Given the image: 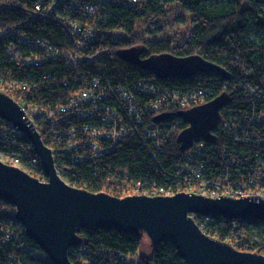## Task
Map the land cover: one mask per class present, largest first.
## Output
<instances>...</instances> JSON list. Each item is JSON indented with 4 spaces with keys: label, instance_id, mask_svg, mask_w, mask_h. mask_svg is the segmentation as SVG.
Wrapping results in <instances>:
<instances>
[{
    "label": "trees",
    "instance_id": "1",
    "mask_svg": "<svg viewBox=\"0 0 264 264\" xmlns=\"http://www.w3.org/2000/svg\"><path fill=\"white\" fill-rule=\"evenodd\" d=\"M50 1L0 0V74L6 81L13 78L36 83L27 93L6 89L20 103L30 100L47 105L61 92L68 94L61 79L79 70L89 78L101 75L114 85H130L135 80L156 82L162 91L175 93L179 99L198 88L207 91V99L223 92L230 95V102L221 111L214 144L199 141L183 150L178 134L187 123L178 114L179 107L172 105L169 116L156 123L161 135L157 141L145 137L157 115L152 112L140 123L141 134L128 135L102 156L73 162L69 154L55 148L58 170L70 184L120 197L121 189L136 180L177 189L183 177L180 164L191 161L204 166L202 171L207 178H229L231 183L243 181L247 186L253 180L264 189V0H137L134 4L102 0L95 17L73 8L76 1L93 0H59L47 15L35 14L36 4L45 7ZM172 2L192 14L193 28L188 40L174 44L170 39L149 38L136 32L142 19L164 16L165 6ZM74 21H89L96 26V36L80 52L93 61L83 59L77 69L63 57L19 65L7 52L8 44L19 47L20 35L27 33L49 41L60 51L79 55L67 26ZM7 25L14 28L12 33L2 31ZM131 47H140L143 58L165 52L178 56L200 53L224 68L226 77L213 71L191 78L160 79L121 55ZM39 127L44 142L50 144L48 131ZM13 152L28 172L43 176L40 160L33 161L37 154L32 143L0 117V153ZM15 213L13 204L0 200V264H53L26 234ZM196 220L205 222L201 215ZM206 229L212 237L230 242L239 250L264 254V220L219 215L208 221ZM79 233L84 242L70 249L74 264H186L171 242L151 247L148 254L132 262L129 256L136 254L143 237L104 228H82Z\"/></svg>",
    "mask_w": 264,
    "mask_h": 264
},
{
    "label": "water",
    "instance_id": "2",
    "mask_svg": "<svg viewBox=\"0 0 264 264\" xmlns=\"http://www.w3.org/2000/svg\"><path fill=\"white\" fill-rule=\"evenodd\" d=\"M140 47L121 52L129 61L152 71L156 77L191 78L197 73L225 69L200 53L178 56L170 52L141 57ZM230 102L223 92L208 102L180 110L187 123L178 134L183 150L195 142H216L215 131L222 109ZM169 116L162 113L157 119ZM0 117L12 123L32 143L40 157L46 179L0 159V200L16 207V220L26 234L49 255L53 264H74L70 249L84 242L79 230L115 229L147 236L152 247L171 242L186 264H264V254L239 250L228 242L203 232L190 213L225 216L250 221L264 220V198L204 196L180 191L173 195L133 194L124 197L93 192L70 184L60 174L53 150L10 95L0 92Z\"/></svg>",
    "mask_w": 264,
    "mask_h": 264
},
{
    "label": "built area",
    "instance_id": "3",
    "mask_svg": "<svg viewBox=\"0 0 264 264\" xmlns=\"http://www.w3.org/2000/svg\"><path fill=\"white\" fill-rule=\"evenodd\" d=\"M58 1L51 0L45 7L39 3L36 4L35 14L47 15ZM126 1L134 4L137 0ZM101 2L102 0L85 3L76 1L73 8L95 17L100 11ZM67 26L74 43V49L79 55L60 51L51 45L49 41L27 33L20 35L18 39L19 47H15L13 43L8 44L6 47L7 52L19 65L25 64L28 66L63 57L77 69L83 59L93 61V58L88 59L80 52L84 45L91 42L96 36L95 24L89 21H74L69 22ZM13 29L12 26L7 25L2 28V31L12 33ZM2 76L3 74H0V92L6 94H8L6 92L7 88L11 90L18 89L27 93L32 86L36 85V83H31L28 80L8 78L9 80L6 81L3 80ZM50 78L57 80L51 76ZM61 80L63 85L68 87L69 93L61 92L55 101H50L47 105L31 102L30 100L22 104L15 100L24 108L27 117L40 133V125L46 128L51 144L47 145L52 148L54 156L55 148H61L63 153L69 154L73 162H81L86 158L102 156L106 152H110L119 141L128 135L140 133L139 125L144 121L145 115L152 112L157 113V115L161 112L167 113L171 110L172 105L178 106L180 110H186L212 99H207V91L200 88L185 94L179 99L175 93L162 91L156 82L135 80L130 85H114L101 75H94L89 78L80 70L72 75H65ZM138 92H141V94ZM157 115H154L155 118L151 125L153 128L149 127L148 132L145 134L146 138L153 141H157L161 137L156 128V123L160 120L157 119ZM11 125L13 131L22 134L12 123ZM2 157L10 160V164L24 168L22 161L15 152L5 155L0 153V159ZM38 159L40 160V157L37 155V158H34L33 161L37 162ZM203 167L199 162L184 161L180 164V171L183 175L182 183L178 185L177 189L136 180L121 189L123 195L121 197L133 194L173 195L180 191H186L210 197L226 195L239 198L259 195L264 198V189L259 188L258 182L252 180V184L247 186V183L243 181L231 183L229 178H207L203 174ZM40 168L43 171V176L39 178L46 179L42 164ZM64 179L67 181L66 178ZM197 215L199 214H189L190 217L195 219L201 230L207 233L208 221L215 216L201 215L204 217L205 222L198 223L196 220ZM43 255L49 257L45 251Z\"/></svg>",
    "mask_w": 264,
    "mask_h": 264
},
{
    "label": "rangeland",
    "instance_id": "4",
    "mask_svg": "<svg viewBox=\"0 0 264 264\" xmlns=\"http://www.w3.org/2000/svg\"><path fill=\"white\" fill-rule=\"evenodd\" d=\"M191 19L192 14L188 9L177 2H172L165 6L164 16L142 19L136 32L149 38L170 39L174 44H181L188 40L192 33ZM2 160L10 164V160L3 157ZM151 247L149 238L143 237L138 251L130 255L129 259L136 262L141 256L148 254Z\"/></svg>",
    "mask_w": 264,
    "mask_h": 264
}]
</instances>
